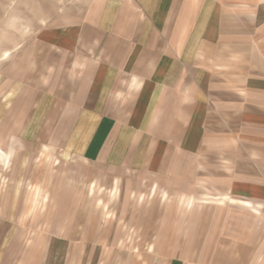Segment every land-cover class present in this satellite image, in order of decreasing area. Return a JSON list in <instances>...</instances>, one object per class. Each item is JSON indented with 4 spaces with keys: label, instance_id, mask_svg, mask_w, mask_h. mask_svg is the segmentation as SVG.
Here are the masks:
<instances>
[{
    "label": "crops",
    "instance_id": "crops-1",
    "mask_svg": "<svg viewBox=\"0 0 264 264\" xmlns=\"http://www.w3.org/2000/svg\"><path fill=\"white\" fill-rule=\"evenodd\" d=\"M19 54L0 163L51 201L7 190L0 264H264V0H98Z\"/></svg>",
    "mask_w": 264,
    "mask_h": 264
},
{
    "label": "rangeland",
    "instance_id": "rangeland-1",
    "mask_svg": "<svg viewBox=\"0 0 264 264\" xmlns=\"http://www.w3.org/2000/svg\"><path fill=\"white\" fill-rule=\"evenodd\" d=\"M98 0H0V112L2 107V86L7 84V73L11 72L20 52L30 44L37 43L41 36L53 27H61L71 21H82ZM7 98V97H6ZM8 105V98L6 99ZM1 120V114H0ZM36 156L35 158H37ZM26 158V159H25ZM19 159L12 156L10 166L0 163V204L5 199L8 189H17L20 193L15 197L18 203L40 204L44 216L51 201L50 181L40 189L39 180L33 179L37 167L43 169L44 164L36 160L28 161V157ZM21 161V163H18ZM42 161H45L43 159ZM43 163V162H42ZM19 164V165H18ZM17 167L20 170L16 179ZM45 182V181H43ZM40 194L34 196L35 187ZM30 193H32L30 196ZM96 201H115L110 194L102 192L95 195ZM112 215V214H111Z\"/></svg>",
    "mask_w": 264,
    "mask_h": 264
}]
</instances>
